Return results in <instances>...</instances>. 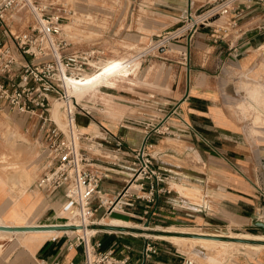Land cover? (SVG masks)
Returning a JSON list of instances; mask_svg holds the SVG:
<instances>
[{
  "label": "crops",
  "instance_id": "crops-1",
  "mask_svg": "<svg viewBox=\"0 0 264 264\" xmlns=\"http://www.w3.org/2000/svg\"><path fill=\"white\" fill-rule=\"evenodd\" d=\"M216 1L191 0V12ZM122 2L130 5L127 18L132 15L133 30L137 26L151 31L164 29L170 21L183 18L189 6V0ZM235 2L224 14H210L213 16L210 21L200 23L187 33L172 59L163 47L158 53H143L140 65L146 61L154 64L147 70L151 76L141 77V86L130 81L135 69H129V65L134 58L116 57L110 61L121 67L83 97L106 93L104 89L117 88L120 82L133 85L127 91L113 93L115 105H111L110 112L114 120L107 118L108 124L94 114L99 102H91L88 107L81 104L77 115L80 128L96 137L93 142H84L83 147L111 157L120 156L123 160L117 167L104 164L110 173L103 179L102 187L111 194L125 185L124 174L132 161V153L118 152L114 143L99 148V141L119 137L126 149H134L142 143L144 125L152 119H164L181 133L180 137H151L156 143L152 152L155 163L168 175L171 190L160 197L154 215L149 216V224L143 216L144 202L124 212H114L104 218L103 224L92 225L90 238L101 242L98 250H113L120 258L129 255L133 264H181L187 255L167 237L186 238L181 234L190 232L172 228L206 226L246 232L251 239H264V126L253 125L247 116L256 113L237 106L242 98L239 85H257L252 88L253 94L264 88V29L261 28L264 0ZM138 4L144 5V10ZM22 31L25 30L17 32ZM173 31L167 30L166 36H171ZM130 51L137 52L133 48ZM253 105L264 114L262 107ZM173 110L176 113H171ZM0 121L4 127L13 128L17 135L27 137L14 144L34 148L27 166L32 177L41 172L46 142L38 129V121L12 111L0 114ZM8 145L7 141L0 140V154L7 151ZM12 165L3 164L0 169V215L6 223L36 225L38 222L24 217L29 212L35 215L40 209H44L41 219H52L49 224H67L63 222L65 216L71 222L72 211L65 207L63 189L47 193L29 188L28 192L27 187L22 194H16L7 179L8 171L14 168ZM15 194L17 199H13ZM5 203L13 209V216L7 215L8 211L2 207ZM62 210L64 213L57 217L55 213ZM101 215L102 211L97 218ZM115 219L125 223L113 224ZM72 232L67 229L51 230L50 234L15 232L21 235L24 248L14 253L13 264H49L55 260L67 264L72 259L82 262L83 246H69L78 234ZM3 236L11 235L0 234ZM149 241L158 245L159 252L144 260ZM258 252L256 264H264V249Z\"/></svg>",
  "mask_w": 264,
  "mask_h": 264
},
{
  "label": "built area",
  "instance_id": "built-area-1",
  "mask_svg": "<svg viewBox=\"0 0 264 264\" xmlns=\"http://www.w3.org/2000/svg\"><path fill=\"white\" fill-rule=\"evenodd\" d=\"M24 11L33 15V21L27 30L17 32L13 25ZM69 11L67 3L0 0V107L38 121L46 152L44 171L32 190L52 193L63 189L65 207L72 211L73 221L67 224H80L82 212L87 215V226L103 224L105 217L124 212L140 202H144L143 216L149 224V216L154 215L160 197L171 190L168 175L155 163L152 152L156 143L151 137H180L181 133L164 119H152L144 125V139L134 149H126L119 137L99 141V148L114 143L118 152L132 153V161L124 174L125 185L112 194L103 189L102 181L110 173L104 164L117 167L123 160L120 156L111 157L83 147L84 142H93L96 137L81 131L77 120L81 104L71 92V80L83 79L99 69L101 60L95 59L104 52L70 49V42L63 34V14ZM58 103L62 123L54 116ZM100 211L102 215L97 218ZM91 239L76 234L70 240V247L83 246V259L82 262L72 259L67 264H133L129 255L120 258L113 250H98L101 242ZM158 252L156 243L147 242L144 260ZM49 264L62 263L55 260ZM181 264L198 263L185 256Z\"/></svg>",
  "mask_w": 264,
  "mask_h": 264
},
{
  "label": "rangeland",
  "instance_id": "rangeland-1",
  "mask_svg": "<svg viewBox=\"0 0 264 264\" xmlns=\"http://www.w3.org/2000/svg\"><path fill=\"white\" fill-rule=\"evenodd\" d=\"M45 2H50L54 4L60 3H67L68 13H64L63 15V23L68 24L67 29L63 28L64 37L70 42L71 50H87V49H98L104 52L102 56L96 58L95 60L99 61V65L105 63L106 61L112 58H125V59H133L132 63L129 65V69H135L134 74L131 75L130 81L133 82L135 86H141V77L151 76V73H148L147 70L154 64H151L149 61H146L140 65L143 61L142 54L149 55V53H158L161 50V47L166 48L168 52V57L172 59L175 53L179 50L178 44L181 43V40L186 37L187 33H190L195 26L199 25L202 22H207L211 20V17L208 13H223L230 9L231 7L235 6L236 0L231 2L228 6H220L222 2L225 0H218L213 4H210L199 11H192L191 15L196 17H201L199 22L195 24L194 27H186L184 30L179 32L178 34H173L174 32L178 31L179 29L184 28L186 25L191 22V17L189 12L183 18H176L170 23L166 24L164 29L160 30H153L150 29H141L137 26V30H133L131 21L132 15L127 18L128 13L130 12V5L122 2V0H40ZM225 3V2H224ZM222 3V4H224ZM221 4V5H222ZM140 10H144V5L138 4L137 5ZM130 9V10H129ZM211 13V14H212ZM215 14V15H216ZM214 15V16H215ZM208 18V19H206ZM33 21V15L29 12L24 11L23 14L21 13L20 16L17 18V21L14 22L13 28L14 30L21 31L27 30L29 28L30 22ZM139 22H143V20H139ZM75 27V28H74ZM175 30L173 31L172 35L167 37V30ZM69 30V32H68ZM141 31V33H140ZM135 49L137 52L133 53L130 49ZM133 53V54H132ZM93 60V62H96ZM145 74V75H144ZM257 85L255 84H244L239 85L238 92L242 91V98L239 102H237V106L241 107L242 109H249L255 115L247 116V119L253 121V125L264 126V114L260 112L256 106L253 104L256 103L260 107L264 109V88L259 90L256 94H253L252 88ZM133 85L120 82L117 88H107L104 89L106 93H98L96 95H89L80 101V104L86 105L87 107L89 104L100 103L98 106L95 105V112L94 114L97 118L103 121L105 124H108L107 118H114L110 112L111 105H115V100L113 93L117 92L116 90L127 91ZM76 96V95H75ZM244 96V97H243ZM247 96V97H246ZM77 97V96H76ZM92 102V103H91ZM254 102V103H253ZM81 108V105L79 106ZM79 108V109H80ZM90 109V108H89ZM9 112L8 109L0 107V114H5ZM81 131L85 132V129L81 128ZM22 141L26 140V136L23 134L17 135V132L13 130V128L4 125L0 121V140L7 141L9 144L6 150L10 151L12 145L15 142H19V139ZM10 146V147H9ZM28 146V145H27ZM33 148V147H31ZM10 149V150H9ZM3 150V149H2ZM34 150V148H33ZM1 151V149H0ZM13 155V153H12ZM7 159L3 162H0V169L1 165L3 164H13L12 161ZM11 162V163H10ZM15 164V163H14ZM13 164V165H14ZM13 169L9 170L7 173L8 181L11 186L14 188L16 194H22L26 188L28 187V192H30L29 188H32L31 184L37 179V177L43 172L44 170V162L42 165L41 172L38 171L33 177L30 174V168L26 165V168L15 167L19 164H15ZM9 167V166H8ZM23 171H19L22 170ZM1 171V170H0ZM20 173L23 172L27 176H23V183L25 184L26 181L28 182V186L21 185L12 178V174L14 172ZM27 180H26V179ZM16 182V183H15ZM22 182V181H21ZM13 195V199H17V195ZM11 208V207H10ZM13 209L11 208V211ZM9 212V211H8ZM44 209H40L36 212L35 215L33 213H28L25 215L26 218L28 215L32 214V217L29 218L31 222H42L47 223L52 221V219L45 217V219H41V215L43 214ZM50 216V213L47 214ZM67 215V214H65ZM40 217V219H39ZM60 219L59 221H61ZM109 220V218L107 219ZM73 221V220H71ZM63 222L70 223L68 217L64 218ZM92 228V226H89ZM78 229V228H77ZM76 229V230H77ZM178 231H186V232H202L203 234H221L223 233L225 237H251L250 234L246 232H236L234 230H226V229H211L206 226H192L186 228H172ZM80 231V229H78ZM81 232V231H80ZM206 232V233H205ZM210 232V233H209ZM74 233L73 235H75ZM80 235H84L78 233ZM177 234V233H175ZM247 234V235H243ZM183 236H188L186 238L178 239L176 236H172L170 241L177 243L180 247H182L183 252L185 255L192 257L197 261L198 264H256L259 263L258 260V250L264 249L262 244H264V239H256L257 241L254 243H245V242H237V241H228L229 243L226 244H210L209 243H196L187 234H181ZM170 237V236H169ZM260 238V237H255ZM21 235L20 234H13L11 236H4L0 237V264H13L14 253L17 249H23L24 244L21 242ZM178 239V240H176ZM251 239V238H249ZM257 243V244H255ZM223 245V246H221Z\"/></svg>",
  "mask_w": 264,
  "mask_h": 264
},
{
  "label": "bare ground",
  "instance_id": "bare-ground-1",
  "mask_svg": "<svg viewBox=\"0 0 264 264\" xmlns=\"http://www.w3.org/2000/svg\"><path fill=\"white\" fill-rule=\"evenodd\" d=\"M225 1H224L225 3L222 2L224 4L221 3L222 5L220 4V6L218 8H220L222 6H227L228 3H230L232 0H225ZM211 13L212 12H209L208 15L210 16ZM221 14H223V13H220L219 16ZM208 15H206V16H208ZM206 16H204V17H206ZM203 18L196 17V16H193L192 15L191 16V22H189L188 25H186L182 29H179L178 31L174 32L173 34H178L182 30H184L186 27H194L195 24L197 22H199ZM67 27H68V24H65L64 25V28L67 29ZM68 32H69V30H68ZM123 64H124L123 66L126 65V63H123ZM120 67H121V64H119V63H113L110 60L106 61L105 63H103V64L100 65V68L99 69H96L93 72H90L83 79H72L71 80L72 81V84H71V92L74 95H76L79 100H81L91 89L100 86L109 76H111V74H114L116 72V70L118 68H120ZM256 108H258V107L256 106ZM258 110L261 111V109H259V108H258ZM54 116L56 117V119L59 122L62 123L63 114H62V112L60 110V103H58L56 105V108L54 110ZM33 152H34V150L30 146H27V145L24 146L22 144H13L10 151L7 150L5 153L0 154V162H3L4 160L6 161L8 159L9 161H12L13 164L14 163L15 164H19L18 166H16L14 164L15 167H20V168L25 167L26 168V165L25 164H27V162L29 160V156ZM12 153H13V155H12ZM19 171H23V169L22 170H19ZM11 174H12V178L14 179V181H16L17 184L19 183L21 185V187L23 185H25V184H26L25 186H28V182L27 181H26L25 184L23 183V176H27V175H25V173H23V172L17 173L15 171L14 173H11ZM2 207H4L6 209V211H9L7 215L10 214L11 216H13L15 214L13 210L11 211V208H10V206H9L8 203H5V205L2 206ZM62 213H64V210H62L61 212H56L55 215L57 217H60L62 215ZM82 215H83V218L79 222L80 224H78L79 226L77 228L80 229V231L82 232V234H85V236L87 238H90V235L93 233V228L87 226V222H88L87 215L85 213H83V212H82ZM30 217H32V214L28 215L25 218V220L28 219V218H30ZM112 222H113V224H117V225H120V224L125 223V222H122L119 219H115ZM109 223H111V220H110ZM0 225H15L16 226V225H21V224H8V223H6L3 220V218L0 215ZM25 225H28V224H25ZM36 225H52V224H49V223H44V224L37 223ZM78 229L75 230L74 232H72L71 230H69V231H71L72 233H81ZM51 230H56V229L24 230V231H8V230H2V229H0V234H2V235H13L15 232H19V233L23 234V233H25L27 231H35V233H39V234H50L51 233ZM192 233H200V234H203L202 232H199V231L198 232H192ZM211 235H224V234L221 233V234H211ZM190 237H192L190 239H192L196 243H201V244L202 243H209V245L210 244L211 245L212 244H226L227 245L229 242L228 241H225V240H230V239H213V238L193 237V236H190ZM167 238L170 239L171 237H167ZM176 240H178V239H176ZM230 241H232V240H230ZM245 243H249V242H245ZM221 246H223V245H221Z\"/></svg>",
  "mask_w": 264,
  "mask_h": 264
},
{
  "label": "water",
  "instance_id": "water-1",
  "mask_svg": "<svg viewBox=\"0 0 264 264\" xmlns=\"http://www.w3.org/2000/svg\"><path fill=\"white\" fill-rule=\"evenodd\" d=\"M191 0H189L188 12L190 17L191 15ZM79 225L72 224H52V225H0V229L8 231H24V230H41V229H77ZM190 236L193 237H204V238H213V239H230L237 242H249L254 243L256 239H249L246 237H225L223 235H211V234H200V233H190Z\"/></svg>",
  "mask_w": 264,
  "mask_h": 264
}]
</instances>
